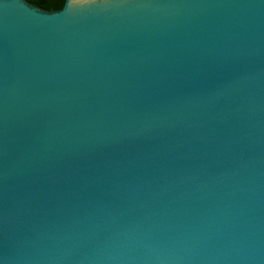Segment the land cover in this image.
I'll return each mask as SVG.
<instances>
[{
	"label": "water",
	"instance_id": "obj_1",
	"mask_svg": "<svg viewBox=\"0 0 264 264\" xmlns=\"http://www.w3.org/2000/svg\"><path fill=\"white\" fill-rule=\"evenodd\" d=\"M0 0V264H264V0Z\"/></svg>",
	"mask_w": 264,
	"mask_h": 264
},
{
	"label": "flooded vegetation",
	"instance_id": "obj_2",
	"mask_svg": "<svg viewBox=\"0 0 264 264\" xmlns=\"http://www.w3.org/2000/svg\"><path fill=\"white\" fill-rule=\"evenodd\" d=\"M27 6L42 12L56 13L62 10L66 0H21Z\"/></svg>",
	"mask_w": 264,
	"mask_h": 264
},
{
	"label": "bare ground",
	"instance_id": "obj_3",
	"mask_svg": "<svg viewBox=\"0 0 264 264\" xmlns=\"http://www.w3.org/2000/svg\"><path fill=\"white\" fill-rule=\"evenodd\" d=\"M97 1L98 0H70L68 8L86 5V4L97 2Z\"/></svg>",
	"mask_w": 264,
	"mask_h": 264
}]
</instances>
